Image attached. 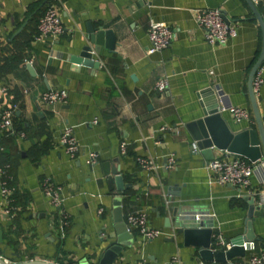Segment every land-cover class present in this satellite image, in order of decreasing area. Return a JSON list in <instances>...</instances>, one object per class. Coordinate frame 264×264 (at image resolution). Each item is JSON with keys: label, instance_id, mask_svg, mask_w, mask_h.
Listing matches in <instances>:
<instances>
[{"label": "crops", "instance_id": "obj_1", "mask_svg": "<svg viewBox=\"0 0 264 264\" xmlns=\"http://www.w3.org/2000/svg\"><path fill=\"white\" fill-rule=\"evenodd\" d=\"M29 4L0 0V110L16 104L11 117L16 134L0 132V164H9L18 208L8 221L0 198V257L11 263L96 264L111 240V200L116 193L122 217L142 210L148 225L163 234L151 240L132 234L131 246L123 248L113 264L142 259L146 264H226L205 260L196 246L184 244L170 221V209L199 215L196 222L210 230V242L213 233L232 241L245 234L246 199L264 203V168L253 169L248 190L210 183L206 162L231 155L197 149L184 129L201 116L199 93L216 88L226 106L243 107L250 114V122H234L222 110L229 130H255L247 79L260 51L261 32L246 1L59 0L64 32L41 41L32 38ZM255 7L262 15L263 0ZM202 8H219L236 23L235 35L225 44L204 41L194 22L195 11ZM151 21L165 23L174 39L167 48L147 55L146 28ZM88 24L108 30L114 43L110 49L101 44L97 54L92 53L96 67L71 61L83 46H91L86 41ZM28 61L34 76L24 67ZM261 65L264 78V57ZM160 77L167 79V87L156 92L153 83ZM58 89L66 92L64 102L40 104V93ZM255 100L264 130V83ZM63 126L72 129L78 142L75 159L57 144ZM88 152L98 155L93 166L86 163ZM170 154L175 166L165 170ZM137 157L149 158L154 168L141 169ZM104 161L118 168L128 189L108 190L99 165ZM43 178L62 187L66 228L54 226L55 210L40 191ZM250 230L256 248L264 247V214L252 218Z\"/></svg>", "mask_w": 264, "mask_h": 264}, {"label": "built area", "instance_id": "obj_2", "mask_svg": "<svg viewBox=\"0 0 264 264\" xmlns=\"http://www.w3.org/2000/svg\"><path fill=\"white\" fill-rule=\"evenodd\" d=\"M34 1V0H29ZM254 4L259 0H251ZM59 0H48L44 5L41 14L38 16L35 24V35L33 40L41 41L46 39H55L63 34L64 28L60 23L57 7ZM194 22L202 30L203 38L209 45H223L228 39L232 38L236 33V23L222 13L219 8H202L197 9L194 13ZM146 39L148 46L145 54H151L156 51L167 48L174 39L171 29L163 22H149L146 28ZM29 63V61L27 62ZM264 83L263 67L260 64L252 77L251 89L252 93L258 94L259 87ZM167 87V79L165 77L157 78L153 83V90L162 92ZM221 97V95H220ZM66 92L63 89L46 90L39 94V102L43 106H51L64 102ZM222 98V97H221ZM16 109V104L0 110V132L4 135L16 134L11 126V117ZM226 110L234 122L247 121L250 122V114L246 108L237 106L221 107L220 111ZM161 127L159 130H163ZM22 136V133H18ZM57 144L62 148L63 152L69 159H75L79 151V145L75 139L72 129L63 126L57 138ZM125 143H120V153H124ZM1 150V147H0ZM231 155V154H230ZM98 161V155L95 152H88L86 155V163L93 166ZM136 164L143 170H152L154 168L149 158L137 157ZM175 158L168 155L165 158L163 168L170 170L175 166ZM256 167L264 168V159H257L254 162L231 155L230 157H216L206 162L205 168L209 171V182L220 185H230L236 188L248 190L249 176ZM40 191L48 200V203L55 210L56 218L54 226L63 229L69 225V217L63 208V191L62 187L53 183L47 178L40 181ZM16 187L12 183L9 173V164H0V198L1 213L12 222L17 213L15 204ZM102 208L96 210L97 214H101ZM199 215H194L193 220L197 221ZM124 225L131 234L139 236L143 240H151L163 234L162 230L153 228L148 225L147 214L142 211L127 213L122 217ZM209 244L210 250L220 249L225 251L232 246L231 241H226L219 233L211 235ZM240 246L243 251L242 256H236L229 260H225L226 264H264V247L256 248L253 241H242ZM0 259L8 264L11 263L5 258ZM57 264V263H53ZM128 264H146L145 261L139 260L135 263Z\"/></svg>", "mask_w": 264, "mask_h": 264}, {"label": "water", "instance_id": "obj_3", "mask_svg": "<svg viewBox=\"0 0 264 264\" xmlns=\"http://www.w3.org/2000/svg\"><path fill=\"white\" fill-rule=\"evenodd\" d=\"M48 0H40L37 10L40 9ZM251 13L256 19L261 32V47L257 59L252 65L247 79V96L250 103L251 113L255 123V130L242 129L232 133L229 127L224 123L220 114V108L225 107L221 93L216 88H208L199 93L201 116L195 121L184 125L186 133L195 147L199 150H210V148L224 151L225 153L240 156L249 162L257 159H264V130L262 121L258 115L255 96L252 93L251 81L256 68L261 64L264 57V10L262 15L257 11L255 4L251 0H245ZM264 5V0H263ZM86 41L90 47L85 45L81 51L71 59L72 62L98 66V61L92 59V53L97 54L98 47L104 44L106 48L113 46V38L108 30L101 27L94 28L91 25L86 26ZM25 69L34 76V72L29 63H25ZM101 173L109 191L114 187L115 192H122L128 189V185L123 184L122 177L118 173V168L108 161L99 164ZM247 200L245 234L243 237H237L231 241L232 246L222 251L220 249L210 250V230L202 227L201 222H196L190 216V211L180 207H171V222L176 228L177 235H181L184 244L196 246L201 258L208 261H224L236 256H242L243 251L240 246L242 241H252L253 235L250 230V222L254 216L264 214V203L254 204L253 198ZM121 197L119 194L113 195L112 204V233L108 236L111 239L96 264H113L123 250L129 248L132 243V234L122 221L120 211ZM0 264H6L0 259ZM8 264H53L45 260H28Z\"/></svg>", "mask_w": 264, "mask_h": 264}, {"label": "trees", "instance_id": "obj_4", "mask_svg": "<svg viewBox=\"0 0 264 264\" xmlns=\"http://www.w3.org/2000/svg\"><path fill=\"white\" fill-rule=\"evenodd\" d=\"M39 2H40V0L30 1V4H29L28 9H27L28 16L30 17V19H32L34 21V33L32 35V38L35 35L36 20H37L38 16L41 14V12L45 6V5H43L40 9L37 10Z\"/></svg>", "mask_w": 264, "mask_h": 264}]
</instances>
